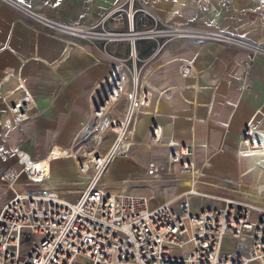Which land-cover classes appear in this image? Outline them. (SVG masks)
Masks as SVG:
<instances>
[{"label": "built area", "instance_id": "obj_1", "mask_svg": "<svg viewBox=\"0 0 264 264\" xmlns=\"http://www.w3.org/2000/svg\"><path fill=\"white\" fill-rule=\"evenodd\" d=\"M218 3L226 11L231 0ZM23 10L29 18L37 16ZM120 12L125 15L126 28L104 30V20ZM138 13H148L145 4L124 0L94 25L65 24L41 17L50 28L90 44L99 40L126 41L128 54L110 64L102 80L105 95L92 106L81 130L83 136L78 134L65 149L69 153L50 158L53 147L47 156L33 158L19 149L14 153L16 167L0 172V188L5 196L0 209V264H264V207L219 196V205L192 211L191 196H211H202L194 189L203 178H211L205 173L211 158L194 141L184 144L171 136L165 138L157 124L149 128L146 137L137 136L139 119L152 98L145 78V60L137 51L138 41H155L159 50L172 40L199 37L189 27L153 15L149 25L136 27ZM243 15L251 26L264 28V0ZM226 18L235 17L227 13ZM98 26L103 30H97ZM212 36L246 52V75L255 58L264 55V41L252 43L225 33ZM66 42L75 44L71 40ZM179 72L188 77L193 69L188 62H182ZM34 104L25 91L9 107L13 127L30 119ZM262 120L264 113L258 111L246 125L237 145V157L243 149L257 148L249 138L251 128L259 131ZM87 138L92 143L84 146ZM153 148L165 151L167 165H178L180 171L189 173V189L152 204L144 195L125 189L113 191L103 184L102 177L114 159ZM72 150L75 154L69 155ZM0 158L5 161L7 155ZM60 158L73 159L77 177L83 183L72 200L49 184L51 162ZM144 161L143 176L156 178L163 169L160 158L147 155ZM252 166L264 172L256 162ZM226 240L230 243L223 247Z\"/></svg>", "mask_w": 264, "mask_h": 264}, {"label": "crops", "instance_id": "obj_2", "mask_svg": "<svg viewBox=\"0 0 264 264\" xmlns=\"http://www.w3.org/2000/svg\"><path fill=\"white\" fill-rule=\"evenodd\" d=\"M120 1L0 0V155H7L5 161L0 158V172L6 167H16V150L42 158L53 147V150L69 149L75 137L81 135L92 106L99 103L106 92L102 80L110 64H115V58L128 54L126 41L90 44L75 38V44L67 43L65 35L54 34L28 21L22 15V7L62 23H91ZM139 1L146 5L148 13L136 15V27L149 25L150 15H153L174 25L189 27L199 37L172 40L159 50H156L155 41H138L137 51L142 61L145 60V78L152 89V98L139 119L137 136L144 138L153 124L160 125L165 138L171 136L184 144L194 141L211 158V165L205 171L213 167L214 173H223V168L227 167L224 173L233 175V169H229L235 162L240 168L238 176L250 177L257 169L252 165L258 161L253 159L252 152L245 153L248 149L241 150L238 157L236 151L246 125L258 111L264 113V55L255 58L246 75L243 71L246 52L218 42L212 35L225 33L252 43L263 42L264 28L251 26L243 15L244 11L254 9L259 0H231L226 11L219 6L218 0ZM227 13L235 18L227 19ZM126 25L122 12L106 20L109 29H125ZM182 62L192 66L193 73L188 77L180 75ZM25 91L35 103L31 117L13 127L8 109ZM140 125L144 128L138 133ZM259 130L251 128L250 141L264 149L261 146L264 145L261 133L264 120ZM152 153L162 161L166 159L165 151L160 148L145 149L142 155L146 157ZM135 157L134 154L125 157L122 164H130V159ZM118 159H114L102 177L103 184L108 187L118 182H111ZM172 174L173 169L168 165L167 179H163L162 174L156 178H137L132 183L146 187L132 189L131 193L141 190L149 194L161 184L172 185L175 183ZM182 177L183 190H187L189 173ZM75 179V166L69 158L51 162L49 184L62 196L78 193L80 186L75 184ZM196 187L202 196L208 195L204 188L224 189V185L207 178ZM258 188L257 193L262 197L259 190L263 188ZM167 193L161 196L163 201L174 196L172 191ZM161 198L151 203L161 202ZM4 201L0 188V209Z\"/></svg>", "mask_w": 264, "mask_h": 264}, {"label": "rangeland", "instance_id": "obj_3", "mask_svg": "<svg viewBox=\"0 0 264 264\" xmlns=\"http://www.w3.org/2000/svg\"><path fill=\"white\" fill-rule=\"evenodd\" d=\"M124 2V0L120 1L119 3ZM118 4V3H117ZM116 6V5H115ZM111 10V9H110ZM109 10V11H110ZM30 11V10H29ZM33 12V11H31ZM34 13V12H33ZM37 14V16L32 17H28L23 10L22 7V15L24 17H26L28 19V21L30 22H34L36 24H39L41 27L50 30L52 33H59V34H63L65 35V37H67V40H71V41H75V39L73 37H70L69 35H67L65 32L60 31L58 29H53L50 28L49 26H47L46 24L42 23V19L41 17H44L42 15H40L39 13H35ZM106 14V13H105ZM105 14L101 17H99V19L96 22H91V23H81V22H75V23H65V24H79V25H85V26H89V25H94L98 22H100ZM45 18V17H44ZM49 18V17H46ZM51 19V18H49ZM107 20V19H106ZM106 20H104L103 22V28L104 30H114V29H109L106 26ZM62 23V22H61ZM97 30L101 31L103 29H101V26H98ZM77 40H81V39H77ZM99 43L103 44L104 41L103 40H99ZM97 42V43H98ZM113 43V42H110ZM260 126V125H259ZM143 125L139 126L138 129V133L143 131ZM259 129V128H258ZM260 132V130H259ZM83 135L81 134L80 137H82ZM79 137V138H80ZM88 143H92V141L87 138V140L85 139V141L83 142L84 146H87ZM261 146L264 148V145L261 144ZM158 149V148H156ZM145 149H143L142 151L139 152H134L133 154L136 155L135 158L130 159V164H122V162L124 161V158L118 159L114 165L113 171L111 174V182H117L113 183L110 188H114L116 189H125L127 191H130L132 189L135 188H140V187H146L143 184H135L132 183L133 180H136L137 178H141L143 176V169H144V160L146 157H143L142 152ZM165 154V153H164ZM157 154L152 153V156H156ZM158 156V155H157ZM160 158V157H159ZM256 159L258 161V165L262 167V169L264 170V155H259V156H255L253 157V159ZM70 161L73 163V159L69 158ZM162 161V160H161ZM235 161V159H234ZM114 162V161H113ZM163 163V169L161 171L160 174H162L163 179H167L168 177H166L165 175V171L167 168V164H166V159L164 161H162ZM74 164V163H73ZM213 167H211L210 169H207L205 171L208 172L206 173V175H211L214 176L213 178H207L208 180H212L217 182L218 184L224 185V189H218L216 188V190H212L209 188H204V192L208 193L209 195H214V196H225V197H232L235 199H240V200H245L248 202H254L255 204L259 205V206H263L264 207V189L263 190H259L260 194L262 195V197L259 196V194L257 193V188L264 184V172H261L259 170H254L251 174L250 177L245 176V177H240L238 176L240 174V172L238 171V169H240L236 163L234 162V165L232 167H230L229 170L233 169L232 173H234L233 175H226L224 172H226L227 167L223 168V173H214L213 171H211ZM226 168V169H225ZM173 169V174L172 177L175 180V183L172 185H163L161 184L159 189H153L152 193H141V190L138 191L140 193H136L139 195H144L146 197H148L149 199H151L150 201H155V199H157L158 197L161 198L162 195L164 194H168L167 192L172 191L174 193V195L180 193L181 191H183L184 186H182V182L184 180V177H182V175L184 174H188L187 172H183L179 170L178 165H174L172 166ZM210 173V174H209ZM126 174L125 179L122 180V176ZM244 175V174H242ZM75 184L79 185V188H82L83 183L82 181L77 177L76 174V179H75ZM127 185V186H126ZM207 186V185H206ZM259 189V188H258ZM78 193H74L73 195H70L68 198L69 199H75L77 197ZM169 198V197H168ZM164 198L159 199V201H163ZM190 204H191V209L192 211L196 212L199 208L201 207H207V206H213V205H219L221 202L217 199H213V198H209V197H199V196H191L190 197ZM230 243L229 240L224 241L223 247L228 246V244Z\"/></svg>", "mask_w": 264, "mask_h": 264}, {"label": "bare ground", "instance_id": "obj_4", "mask_svg": "<svg viewBox=\"0 0 264 264\" xmlns=\"http://www.w3.org/2000/svg\"><path fill=\"white\" fill-rule=\"evenodd\" d=\"M258 139V138H257ZM249 141H250V138H249ZM250 142H253V140H251ZM251 150H253V149H248V151H245V153H247V154H250L251 152L253 153V154H256V155H264V149H260V148H257V149H255L254 151H251ZM66 153H69V151H65V149H59V148H56V149H54L52 152H51V155H50V158H57V157H61V155H63V156H65V154ZM75 154V151L74 150H72L71 151V153L69 154V155H74ZM255 155V156H256ZM109 168V167H108ZM107 171H108V169H107ZM106 171V172H107ZM105 172V173H106ZM105 175V174H104ZM103 175V176H104ZM197 184V183H196ZM196 184H195V186H194V189L195 190H197V187H196ZM190 186H191V181H189V188H190ZM261 186V188H263L264 189V184H262V185H260ZM188 188V189H189ZM197 192L200 194V195H202L198 190H197ZM219 196H214L213 195V198L214 199H217ZM261 197V196H260ZM263 198V197H262Z\"/></svg>", "mask_w": 264, "mask_h": 264}, {"label": "water", "instance_id": "obj_5", "mask_svg": "<svg viewBox=\"0 0 264 264\" xmlns=\"http://www.w3.org/2000/svg\"><path fill=\"white\" fill-rule=\"evenodd\" d=\"M105 95V94H104ZM101 101V100H100Z\"/></svg>", "mask_w": 264, "mask_h": 264}]
</instances>
